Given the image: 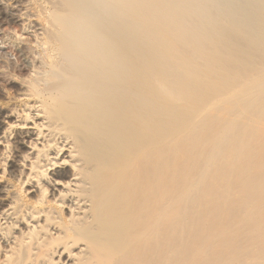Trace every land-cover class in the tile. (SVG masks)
I'll use <instances>...</instances> for the list:
<instances>
[{
	"label": "bare ground",
	"instance_id": "bare-ground-1",
	"mask_svg": "<svg viewBox=\"0 0 264 264\" xmlns=\"http://www.w3.org/2000/svg\"><path fill=\"white\" fill-rule=\"evenodd\" d=\"M5 19L0 264H264V0Z\"/></svg>",
	"mask_w": 264,
	"mask_h": 264
},
{
	"label": "rangeland",
	"instance_id": "rangeland-1",
	"mask_svg": "<svg viewBox=\"0 0 264 264\" xmlns=\"http://www.w3.org/2000/svg\"><path fill=\"white\" fill-rule=\"evenodd\" d=\"M2 9L3 10H5V11H2V16H5L6 14H8V9H7V7H5L4 6V8L2 7ZM7 10V11H6ZM5 12V13H4ZM4 21H6V22H4ZM4 21H2V22H0V30L4 33V34H9V32H20L19 31V25H18V23L17 22H14V24L15 25H13V23H8V19L6 20H4ZM10 25V26H9ZM13 27H12V26ZM9 26V27H8ZM3 27V28H2ZM18 29V31H17V29ZM7 31H9L8 33H7ZM10 45L8 42H6L5 43V45ZM3 52V53H2ZM1 58H7V59H9V60H11V61H15V59H16V56L13 54V52H12V49L10 48V47H5V48H3L2 50L0 49V60H1ZM0 99H2L1 97H0Z\"/></svg>",
	"mask_w": 264,
	"mask_h": 264
}]
</instances>
